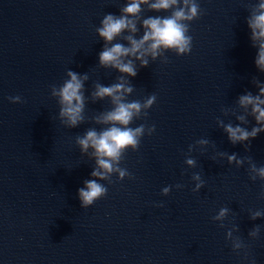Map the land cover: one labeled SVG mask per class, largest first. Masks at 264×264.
I'll return each mask as SVG.
<instances>
[{"label":"water","instance_id":"water-1","mask_svg":"<svg viewBox=\"0 0 264 264\" xmlns=\"http://www.w3.org/2000/svg\"><path fill=\"white\" fill-rule=\"evenodd\" d=\"M131 2L0 0V264H264V132L234 144L225 131L229 124L264 127L252 105L240 104L245 95L264 100L261 41L249 27L264 0H194L198 16L182 21L191 52L160 48L154 58L146 42L140 59L121 57L132 61L135 77L102 66L99 53L114 44L130 48L127 38L140 40L148 30L144 20L185 5L141 3L128 16L136 30L106 42L97 31L103 19L127 15ZM68 71L83 84L84 119L74 128L53 95ZM118 83L123 101L143 104L154 94L156 102L130 125H145L139 148L119 164L132 178L114 171L101 180L91 175L94 149L82 152L76 137L109 127L98 121L113 99L94 94L97 85ZM197 173L204 185L194 192ZM90 179L108 192L84 208L78 189ZM221 208L228 212L217 220Z\"/></svg>","mask_w":264,"mask_h":264},{"label":"clouds","instance_id":"clouds-1","mask_svg":"<svg viewBox=\"0 0 264 264\" xmlns=\"http://www.w3.org/2000/svg\"><path fill=\"white\" fill-rule=\"evenodd\" d=\"M177 2L178 0H158L157 3L150 4L149 7L156 10L168 9L170 6L176 5ZM141 3H148V0H132L122 10L127 15H122L119 18L111 14L107 15L102 21L103 26L97 29L99 35L106 42H111L114 37L126 28L131 27L135 31V25L128 19V16H134L140 12ZM184 5L185 7L179 8L168 18L149 17L144 20V26L148 30L142 39L135 40L132 37H128L127 39L131 42L130 48L124 47L122 44L105 47L99 53V63L104 67H112L121 73L135 77L138 73L132 61L129 60L125 63L121 60V57L136 56L139 53L140 55L137 58L140 59L144 56L145 52L151 51L152 56L155 58L159 55L157 49L160 48L174 50L177 55L189 54L192 50V37L186 34L189 31V25L182 23V21L196 18L198 16L199 5L194 0H184ZM259 8L264 10V3H261ZM249 27L252 29L253 39L261 41L259 59L256 61V64L264 68V11H261L259 15H256L249 22ZM149 41H151L149 48L145 49V52H141L140 50L144 47L145 43ZM147 66L148 61L141 59V67ZM67 75L70 79L65 81L59 90L54 89L53 95L59 97V103L62 105L59 113L60 117L66 118V121H64L66 125L74 128L84 119L81 115L83 111V95L80 91L83 84L77 73L68 71ZM122 88H124V85L119 83L109 87L97 85V91L94 95L99 98L112 97L115 104V107L106 112L103 115V119L98 121L109 125V127L99 133L96 130H88L84 136L76 137V142L82 152H87L89 148L94 149L93 156L98 167L92 171L91 175L101 180L109 179V174L114 171H118L121 178L125 175H128L130 179L132 178L126 169L119 167V164L122 155L129 148L133 151L139 148L140 137L144 134L145 125L141 124L135 128L130 127V125L134 117L139 116L141 108H150L156 102L154 94L150 95L143 104L140 101L125 102L120 96L115 95ZM125 91L130 92L132 88L129 87ZM260 91L264 94V88H261ZM12 99L19 100L20 97H9V100ZM240 104L252 105L253 114H257V122L264 121V109L260 107L261 104H264V100H260L258 96L253 98L251 95H245L240 97ZM154 131L155 125L150 127L149 135ZM225 131L228 133L231 142L235 144L239 141H247L250 137L255 138L259 132H264V127L253 128L249 132L239 126L233 127L229 124L225 126ZM206 142L201 141V143ZM233 159H235V156H230L229 162ZM187 163L194 165L195 161L189 159ZM259 174L264 177V168L259 169ZM193 179L199 181L196 187L192 189L194 192H197L203 187L204 181L198 173L194 174ZM84 184L85 187L78 189L81 206L84 208L93 205L95 201L107 195V187L98 183L96 179L85 180ZM176 187L183 186L177 185ZM163 192L167 194L169 188H164ZM227 212V208H221L219 215L215 219H222ZM259 215L260 213H256L253 219ZM256 232H258V229L253 234ZM236 247H239V245H236Z\"/></svg>","mask_w":264,"mask_h":264}]
</instances>
